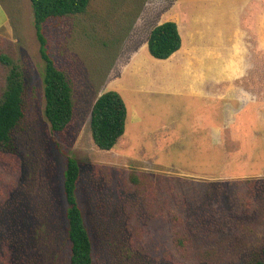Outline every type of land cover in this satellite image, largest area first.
Instances as JSON below:
<instances>
[{
	"label": "rangeland",
	"instance_id": "1",
	"mask_svg": "<svg viewBox=\"0 0 264 264\" xmlns=\"http://www.w3.org/2000/svg\"><path fill=\"white\" fill-rule=\"evenodd\" d=\"M216 2L90 0L83 13L44 21L47 52L66 74L73 102L69 123L53 131L43 115L44 62L29 0H0V52L24 84L23 116L10 144L0 143V264H70L67 157L79 169L74 194L92 264L264 260V88L251 111L261 124L255 132L213 126L207 142L198 125L204 106L186 96L185 80L162 76L163 63L146 47L160 21L188 19ZM256 52L264 71L261 41ZM5 72L0 65V89ZM106 90L119 93L126 119L115 145L100 150L89 116Z\"/></svg>",
	"mask_w": 264,
	"mask_h": 264
},
{
	"label": "crops",
	"instance_id": "2",
	"mask_svg": "<svg viewBox=\"0 0 264 264\" xmlns=\"http://www.w3.org/2000/svg\"><path fill=\"white\" fill-rule=\"evenodd\" d=\"M200 7V12H188V19L168 16L176 24L180 47L158 59L164 67L162 76L185 80L186 96L204 106L206 120L202 116L198 125L207 142L213 126L255 132L261 124L255 115L251 117V111L256 110L257 95L264 88V71L257 70V64L263 62L256 52L258 41L264 45V0H221L212 7L204 3ZM204 21L207 23L201 24ZM209 110L217 121L210 120Z\"/></svg>",
	"mask_w": 264,
	"mask_h": 264
},
{
	"label": "trees",
	"instance_id": "3",
	"mask_svg": "<svg viewBox=\"0 0 264 264\" xmlns=\"http://www.w3.org/2000/svg\"><path fill=\"white\" fill-rule=\"evenodd\" d=\"M33 28L39 43L43 67V115L51 130L61 131L73 114L72 90L66 74L57 68L49 56L42 34L44 21L52 17L83 13L90 0H29ZM148 53L164 59L180 47V36L174 21L165 20L154 25L146 38ZM0 65L6 70L0 89V143L7 146L12 131L23 116L22 76L12 58L0 52ZM126 119L125 104L115 90L100 93L92 102L89 116V132L94 145L100 150L111 149L123 134ZM78 165L72 157L66 158L63 192L66 201V239L70 246V264H92L91 243L84 227L81 210L77 205L74 189L78 177ZM246 264H264L253 260Z\"/></svg>",
	"mask_w": 264,
	"mask_h": 264
}]
</instances>
